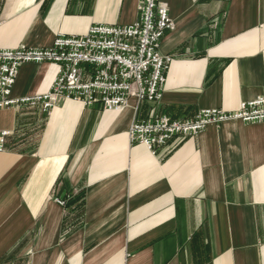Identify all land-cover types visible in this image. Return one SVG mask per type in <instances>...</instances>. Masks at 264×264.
Wrapping results in <instances>:
<instances>
[{
  "label": "crops",
  "instance_id": "crops-1",
  "mask_svg": "<svg viewBox=\"0 0 264 264\" xmlns=\"http://www.w3.org/2000/svg\"><path fill=\"white\" fill-rule=\"evenodd\" d=\"M160 1L175 25L158 102L0 109V264H264V121L210 123L156 153L128 139L136 119L234 110L264 92V0ZM138 3L0 0V48L129 25ZM56 70L23 63L11 97L45 93Z\"/></svg>",
  "mask_w": 264,
  "mask_h": 264
},
{
  "label": "built area",
  "instance_id": "built-area-1",
  "mask_svg": "<svg viewBox=\"0 0 264 264\" xmlns=\"http://www.w3.org/2000/svg\"><path fill=\"white\" fill-rule=\"evenodd\" d=\"M138 15L129 25L92 24L85 34L57 35L50 46L0 48V109L39 105L46 115L64 99L103 110H120L130 99L158 102L166 71L172 60L160 53L162 37L175 23L160 0H139ZM53 63L57 74L45 93L11 97L18 69L23 63ZM226 120L264 121V92L242 101L234 110L201 109L192 117L158 114L136 119L128 127L132 144H143L151 153L175 137L195 135L210 123ZM7 130H0V151ZM58 204L63 202L57 200Z\"/></svg>",
  "mask_w": 264,
  "mask_h": 264
}]
</instances>
